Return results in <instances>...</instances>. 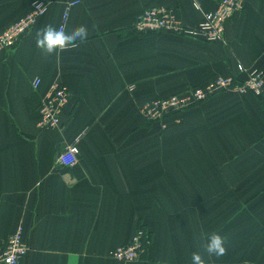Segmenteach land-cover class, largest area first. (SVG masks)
Instances as JSON below:
<instances>
[{"label":"crops","instance_id":"1","mask_svg":"<svg viewBox=\"0 0 264 264\" xmlns=\"http://www.w3.org/2000/svg\"><path fill=\"white\" fill-rule=\"evenodd\" d=\"M35 0H0V32ZM46 12L0 53V247L22 226L21 264H264V91H218L161 119L145 103L219 75L264 72V0H245L222 41L159 31L134 33L147 7L196 27L220 0H43ZM85 25L88 37L46 56L36 32ZM243 66V69L240 68ZM39 79L36 87L34 82ZM55 85L70 92L62 122L39 124ZM79 139L78 161L58 162ZM143 230L144 258L112 251ZM226 240L222 257L206 238Z\"/></svg>","mask_w":264,"mask_h":264},{"label":"built area","instance_id":"2","mask_svg":"<svg viewBox=\"0 0 264 264\" xmlns=\"http://www.w3.org/2000/svg\"><path fill=\"white\" fill-rule=\"evenodd\" d=\"M76 3L77 1H71L68 4L60 28L65 29L69 9ZM244 3L245 0H220L214 9L205 13L204 19L196 27L184 25L170 9L159 6L147 7L137 14L134 28L140 32L171 31L199 35L207 41H222L225 38L228 21L243 9ZM46 10L47 3L45 1L35 0L30 12L0 32V53L15 47ZM240 68L243 69V66L240 65ZM39 84L40 80L37 79L34 85L37 87ZM227 89H236L241 92L250 91L255 95H262L264 72L261 70L251 71L242 82L237 81L232 75H219L208 84L195 86L187 92L157 97L145 103L142 110L147 118L161 119L172 111L186 109L218 91ZM69 99L68 88L64 85H55L40 105V126L43 128L59 126ZM78 141L79 139H75L68 143L59 153L58 162L61 165L71 166L78 161L80 153ZM148 242L143 230H139L129 243L116 247L111 254L117 259L132 261L141 257L146 251ZM29 248L30 245L24 236L22 226L17 227L0 247V264H21Z\"/></svg>","mask_w":264,"mask_h":264},{"label":"clouds","instance_id":"3","mask_svg":"<svg viewBox=\"0 0 264 264\" xmlns=\"http://www.w3.org/2000/svg\"><path fill=\"white\" fill-rule=\"evenodd\" d=\"M88 37V29L80 25L71 31L46 25L38 30L35 35L36 47L46 56L59 55L60 52L74 47L77 41H83ZM226 240L218 233H212L206 238L204 251L209 256L222 257L226 254ZM192 264H205V260L199 252L191 257Z\"/></svg>","mask_w":264,"mask_h":264},{"label":"trees","instance_id":"4","mask_svg":"<svg viewBox=\"0 0 264 264\" xmlns=\"http://www.w3.org/2000/svg\"><path fill=\"white\" fill-rule=\"evenodd\" d=\"M134 27V26H133ZM133 32L134 33H142V34H151V33H156L155 31H150V32H140V31H137L136 29H134L133 30ZM163 96H168V95H163ZM163 96H159V97H163ZM200 102V101H199ZM196 104V103H195ZM192 106V105H191ZM190 106V107H191ZM178 111H180V110H176V111H172V112H170V113H168L167 115H170V114H172V113H176V112H178ZM148 244H146V248H148ZM146 254H147V249H146V251L141 255V258H144L145 256H146Z\"/></svg>","mask_w":264,"mask_h":264}]
</instances>
